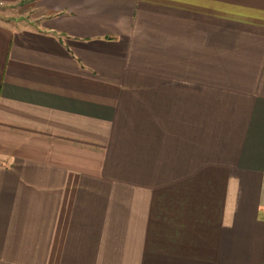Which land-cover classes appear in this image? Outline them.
Here are the masks:
<instances>
[{"label":"crops","instance_id":"crops-1","mask_svg":"<svg viewBox=\"0 0 264 264\" xmlns=\"http://www.w3.org/2000/svg\"><path fill=\"white\" fill-rule=\"evenodd\" d=\"M0 264H264V0H0Z\"/></svg>","mask_w":264,"mask_h":264}]
</instances>
